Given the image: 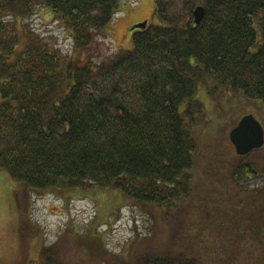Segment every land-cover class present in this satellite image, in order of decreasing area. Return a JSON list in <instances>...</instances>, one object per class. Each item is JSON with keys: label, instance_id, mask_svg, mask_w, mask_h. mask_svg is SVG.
<instances>
[{"label": "trees", "instance_id": "16d2710c", "mask_svg": "<svg viewBox=\"0 0 264 264\" xmlns=\"http://www.w3.org/2000/svg\"><path fill=\"white\" fill-rule=\"evenodd\" d=\"M153 1L162 26L128 27L132 48L94 70L99 38L137 0H0V172L20 186L17 203L108 193L154 220L158 208L183 215L203 176L228 209L201 240L178 222L167 241L150 230L126 255L106 248L96 215L42 247L35 264H264V155L253 156L264 145L242 157L228 138L246 104L264 111V0ZM40 9L70 37L69 57L29 23Z\"/></svg>", "mask_w": 264, "mask_h": 264}, {"label": "rangeland", "instance_id": "374dc122", "mask_svg": "<svg viewBox=\"0 0 264 264\" xmlns=\"http://www.w3.org/2000/svg\"><path fill=\"white\" fill-rule=\"evenodd\" d=\"M137 2L139 6H136ZM137 2L133 3L132 12L122 18L118 24L115 20L113 21L112 26L109 27V38H99L95 46L98 52L94 51L91 54V60L93 59L91 67L94 70L99 63L113 56L116 51L132 48L130 29L126 31L131 21L141 20L131 23L130 28L143 21H147L151 26H162L154 15L153 0H137ZM29 23L43 38L55 43L63 56L69 57L71 39L49 12L40 9L39 15L33 17ZM254 27L258 30L257 21L254 22ZM256 49L254 47L252 51ZM198 99L211 113L213 108L210 98L202 94L198 96ZM230 108H232L231 116L237 111L236 102H231ZM247 113L253 115L264 129V111H258L246 104V108L236 113V118L241 119ZM227 117L228 115L223 116L221 122H225L229 130L235 120ZM262 153L264 155V150L255 152L253 156L260 157ZM249 182L260 184L261 180H250ZM18 187L20 186L7 174L0 172V264H35L40 257L42 247L54 244L63 232L71 230L72 226L80 231L85 230L95 220L96 215L99 222L97 226L95 224V227L97 232H101L105 237L106 248L114 253L126 255L134 246L139 247L140 245L143 248L147 245L139 238L148 236L150 230L152 239L161 242L168 239L167 236L172 231L180 230L177 226L178 222L184 224L187 239L195 241L192 238L195 236L196 240H201L203 238L196 236L200 230L206 228L208 222L218 221V213L228 209V205L222 200V194L219 195L218 191L203 179V176L197 180V191L193 192L192 198H188L184 203L183 215L170 218L169 213H163L162 209L158 208L155 220L154 216L148 212V208L147 211L141 210L108 193L100 195L97 192L94 196L77 194L68 202L57 197L55 193H48L39 197L30 196V203L26 200L17 203L14 192ZM104 209L111 211L106 214V218H104ZM162 228L165 229L161 230ZM182 237L185 238V235ZM205 255L210 257L209 253Z\"/></svg>", "mask_w": 264, "mask_h": 264}, {"label": "water", "instance_id": "95a60500", "mask_svg": "<svg viewBox=\"0 0 264 264\" xmlns=\"http://www.w3.org/2000/svg\"><path fill=\"white\" fill-rule=\"evenodd\" d=\"M203 17V7H196L193 11L195 25H198ZM146 27L147 21H143L133 26L132 29H145ZM228 138L236 155L243 157L263 147L264 129L253 115L247 114L229 131Z\"/></svg>", "mask_w": 264, "mask_h": 264}, {"label": "crops", "instance_id": "0c3cea01", "mask_svg": "<svg viewBox=\"0 0 264 264\" xmlns=\"http://www.w3.org/2000/svg\"><path fill=\"white\" fill-rule=\"evenodd\" d=\"M136 6H139V4L137 3ZM132 8H133V6L129 8L130 12H132ZM140 21H134V22L131 21V23L133 24V23L140 22ZM131 23H130L129 27L132 25Z\"/></svg>", "mask_w": 264, "mask_h": 264}]
</instances>
